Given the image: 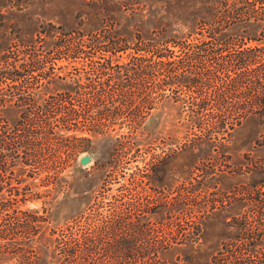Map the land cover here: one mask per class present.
<instances>
[{"label": "rangeland", "instance_id": "obj_1", "mask_svg": "<svg viewBox=\"0 0 264 264\" xmlns=\"http://www.w3.org/2000/svg\"><path fill=\"white\" fill-rule=\"evenodd\" d=\"M4 151L0 264H264V0H0Z\"/></svg>", "mask_w": 264, "mask_h": 264}, {"label": "trees", "instance_id": "obj_2", "mask_svg": "<svg viewBox=\"0 0 264 264\" xmlns=\"http://www.w3.org/2000/svg\"><path fill=\"white\" fill-rule=\"evenodd\" d=\"M142 48H144V47H142ZM14 158H19V155L15 153ZM5 160H6V153H5V151H4V152H1V153H0V162H1V164H2V165H0V169H2V170H5V169H6ZM57 240H58V239H57ZM60 240H61V239H60ZM61 241H62V240H61ZM55 250H56V251H55ZM55 252H56V253H55ZM53 253H54V254H53L54 256H55V254H56V255L60 254V256L66 258V260L64 261V264H71V257L73 256V253H72V251L70 250V247L68 248V246H67V247H65V248H60V249H59V252L57 251V249H54ZM60 256H59V257H60Z\"/></svg>", "mask_w": 264, "mask_h": 264}, {"label": "water", "instance_id": "obj_3", "mask_svg": "<svg viewBox=\"0 0 264 264\" xmlns=\"http://www.w3.org/2000/svg\"><path fill=\"white\" fill-rule=\"evenodd\" d=\"M88 161H90L89 155H83L82 157H80V163L84 164L87 163Z\"/></svg>", "mask_w": 264, "mask_h": 264}, {"label": "flooded vegetation", "instance_id": "obj_4", "mask_svg": "<svg viewBox=\"0 0 264 264\" xmlns=\"http://www.w3.org/2000/svg\"><path fill=\"white\" fill-rule=\"evenodd\" d=\"M234 195H236V193H234ZM228 198H230V197H228ZM232 199V198H231Z\"/></svg>", "mask_w": 264, "mask_h": 264}]
</instances>
